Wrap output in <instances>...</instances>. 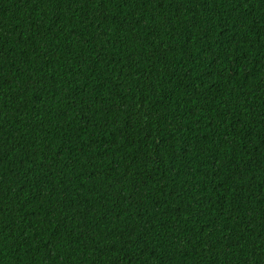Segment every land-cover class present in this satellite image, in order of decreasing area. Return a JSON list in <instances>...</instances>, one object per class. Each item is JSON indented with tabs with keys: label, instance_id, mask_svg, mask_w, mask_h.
<instances>
[{
	"label": "trees",
	"instance_id": "1",
	"mask_svg": "<svg viewBox=\"0 0 264 264\" xmlns=\"http://www.w3.org/2000/svg\"><path fill=\"white\" fill-rule=\"evenodd\" d=\"M0 264H264V0H0Z\"/></svg>",
	"mask_w": 264,
	"mask_h": 264
}]
</instances>
